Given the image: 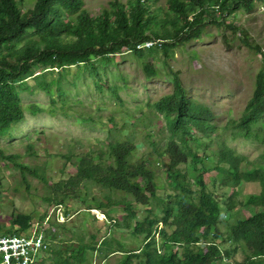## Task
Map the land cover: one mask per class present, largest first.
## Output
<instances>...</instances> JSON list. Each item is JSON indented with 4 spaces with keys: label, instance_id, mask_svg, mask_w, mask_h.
<instances>
[{
    "label": "trees",
    "instance_id": "1",
    "mask_svg": "<svg viewBox=\"0 0 264 264\" xmlns=\"http://www.w3.org/2000/svg\"><path fill=\"white\" fill-rule=\"evenodd\" d=\"M152 2L113 0L109 7L90 13L83 8L84 0H0V137L9 136L26 112H49L37 104L26 107L22 91H44L51 98L54 114L57 101L63 102L67 95L65 72L77 66L90 72L98 90L107 89L119 98L118 88L103 81L99 67L109 65L112 56L126 48L143 61L146 76L156 78L158 54L164 51L171 58L179 46L201 40L207 24L226 25L261 60L252 97L239 118L217 126L213 110L191 100L178 74L173 73L172 92L149 105L164 121V145L147 134L150 147L136 158L137 145L131 139L108 140L104 147L77 156L75 175L52 184L43 180L45 201L63 208L64 214L68 200L106 216L123 210L126 214L114 225L135 236L144 235L147 241L119 264H264V153L262 161L250 168L247 157L226 141L236 135L254 140V126L264 122V51L249 41L245 31L227 21L240 9L252 12L264 0H165V11L152 9ZM25 3L32 7L26 8ZM158 40L151 47H139ZM32 148L28 144L26 152ZM20 159L0 146V163L19 170L22 182L29 186V166ZM186 163L190 169L184 172L179 165ZM197 163L202 164L201 174ZM159 165L166 167L171 187L160 198L155 182ZM210 170L216 172L213 187L204 179ZM188 174L201 189L199 202L187 184ZM243 183H258L260 191L244 205L250 215L236 219L233 203ZM218 189L225 193L221 195ZM154 207L161 208V214H155ZM143 210L148 213L144 218L140 216ZM31 219V215L18 214L12 218V233L0 226V234L29 233ZM222 223L228 225L226 233L219 228ZM157 234L163 239L161 249ZM45 238L48 249L36 264L42 256L44 264L49 260L52 264H87L90 250L107 256L117 252L118 240L109 237L99 245L94 239L83 246L50 245V239L57 240L55 234Z\"/></svg>",
    "mask_w": 264,
    "mask_h": 264
},
{
    "label": "rangeland",
    "instance_id": "2",
    "mask_svg": "<svg viewBox=\"0 0 264 264\" xmlns=\"http://www.w3.org/2000/svg\"><path fill=\"white\" fill-rule=\"evenodd\" d=\"M111 1L84 0L83 8L95 13L109 7ZM152 3V9L162 7L165 11V0H153ZM25 7L31 8L32 4L25 3ZM161 16L164 17L163 12ZM227 21L245 31L249 41L258 44L264 51V3H258L252 12L240 9L234 18L230 17ZM201 31V40L179 46L173 52V57L167 58L164 51L156 56L154 66L159 72L156 78H148L143 70V61L126 48L112 56L109 65H99L103 81L118 88L119 98L107 89L98 90L90 72L77 66L65 72L67 95L63 102L57 101L54 114H51V98L44 91L21 92L26 107L37 104L49 112H26L23 122L14 126L9 136L0 137V146L6 153L20 155L21 162L30 170L27 186L22 182L19 170L0 163V226L4 231L12 233V218L18 214H28L32 217L31 234L39 232L44 237L49 234V238L55 234L57 240L50 239V245L61 246L64 243L63 246H83L91 244L94 239L99 245L104 237L118 240L117 252L110 256L90 250L87 264H119L125 255L135 253L139 251V246L145 245L147 240L144 235L135 236L133 231L114 225L121 222L126 214L123 210L113 211L106 216L78 201L68 200L64 214L63 208L45 201L47 191L43 180L52 184L75 175L79 154L104 147L108 140H116L117 137L131 139L137 145L136 158L145 154L150 147L147 134H150L152 141H158L163 146L167 137L164 121L161 114L153 112L149 105L172 92L173 73L178 74L191 100L213 110L217 126L222 127L229 119L239 118L252 97L255 75L261 67L260 56L241 43L235 32L226 25L209 23ZM30 83L35 85L33 80ZM254 129V140L238 135L233 139L226 137L230 147L247 157L250 168L262 161L264 153V122L255 125ZM28 144L33 148L26 152ZM205 164L211 166L209 162ZM179 166L184 172L190 169L189 163ZM195 167L200 174L203 172L201 163L195 164ZM165 169L164 165L156 168L155 182L159 198L165 194L164 190L168 192L171 189ZM204 179L210 187L216 185L215 170L206 172ZM187 184L192 188L196 202H199L201 189L194 182L192 174H188ZM259 191L258 183H243L237 189L233 203L234 218L250 215L251 211L244 205L250 196L257 195ZM218 192L221 195L225 193L224 189H218ZM153 212L161 214V208L154 207ZM147 214L143 210L140 216L144 218ZM224 219L227 221L229 217ZM160 226L161 229L165 228L162 224ZM225 226L228 225L222 223L219 226L224 233ZM167 231L171 232L170 229ZM30 232L19 236H30ZM156 239L161 249L162 236L157 234ZM46 264L52 262L49 260Z\"/></svg>",
    "mask_w": 264,
    "mask_h": 264
},
{
    "label": "built area",
    "instance_id": "3",
    "mask_svg": "<svg viewBox=\"0 0 264 264\" xmlns=\"http://www.w3.org/2000/svg\"><path fill=\"white\" fill-rule=\"evenodd\" d=\"M158 42L149 41L139 47H151ZM47 249L46 238L39 232H30V236L0 234V264H36Z\"/></svg>",
    "mask_w": 264,
    "mask_h": 264
},
{
    "label": "crops",
    "instance_id": "4",
    "mask_svg": "<svg viewBox=\"0 0 264 264\" xmlns=\"http://www.w3.org/2000/svg\"><path fill=\"white\" fill-rule=\"evenodd\" d=\"M42 260H43V258H41L37 264H43Z\"/></svg>",
    "mask_w": 264,
    "mask_h": 264
}]
</instances>
